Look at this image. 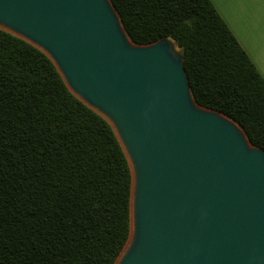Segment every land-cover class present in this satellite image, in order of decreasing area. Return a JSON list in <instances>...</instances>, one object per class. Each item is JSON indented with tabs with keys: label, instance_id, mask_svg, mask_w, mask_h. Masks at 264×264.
<instances>
[{
	"label": "water",
	"instance_id": "1",
	"mask_svg": "<svg viewBox=\"0 0 264 264\" xmlns=\"http://www.w3.org/2000/svg\"><path fill=\"white\" fill-rule=\"evenodd\" d=\"M0 29L45 52L127 152L116 264H264V149L196 101L174 40L133 42L111 0H0Z\"/></svg>",
	"mask_w": 264,
	"mask_h": 264
},
{
	"label": "trees",
	"instance_id": "2",
	"mask_svg": "<svg viewBox=\"0 0 264 264\" xmlns=\"http://www.w3.org/2000/svg\"><path fill=\"white\" fill-rule=\"evenodd\" d=\"M129 38L172 39L203 107L264 149V76L211 0H111ZM133 170L112 124L50 57L0 29V264H116Z\"/></svg>",
	"mask_w": 264,
	"mask_h": 264
},
{
	"label": "crops",
	"instance_id": "3",
	"mask_svg": "<svg viewBox=\"0 0 264 264\" xmlns=\"http://www.w3.org/2000/svg\"><path fill=\"white\" fill-rule=\"evenodd\" d=\"M264 76V22L251 0H211ZM232 7L229 8L228 5Z\"/></svg>",
	"mask_w": 264,
	"mask_h": 264
},
{
	"label": "rangeland",
	"instance_id": "4",
	"mask_svg": "<svg viewBox=\"0 0 264 264\" xmlns=\"http://www.w3.org/2000/svg\"><path fill=\"white\" fill-rule=\"evenodd\" d=\"M250 5L256 9V12L261 14L260 19L264 22V0H251ZM228 7L231 8L232 5L229 4Z\"/></svg>",
	"mask_w": 264,
	"mask_h": 264
}]
</instances>
